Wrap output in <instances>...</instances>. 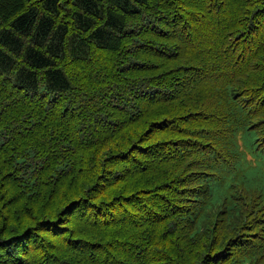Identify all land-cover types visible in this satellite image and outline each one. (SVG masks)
<instances>
[{
	"label": "trees",
	"instance_id": "16d2710c",
	"mask_svg": "<svg viewBox=\"0 0 264 264\" xmlns=\"http://www.w3.org/2000/svg\"><path fill=\"white\" fill-rule=\"evenodd\" d=\"M0 264H264V0H0Z\"/></svg>",
	"mask_w": 264,
	"mask_h": 264
}]
</instances>
